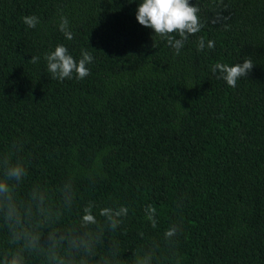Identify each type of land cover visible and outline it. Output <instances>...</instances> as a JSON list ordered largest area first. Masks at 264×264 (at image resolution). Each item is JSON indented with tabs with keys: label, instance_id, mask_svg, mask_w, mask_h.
Returning <instances> with one entry per match:
<instances>
[{
	"label": "trees",
	"instance_id": "1",
	"mask_svg": "<svg viewBox=\"0 0 264 264\" xmlns=\"http://www.w3.org/2000/svg\"><path fill=\"white\" fill-rule=\"evenodd\" d=\"M139 3L0 0V180L6 158L26 170L0 202V264H49L50 236L92 240L99 209L120 205L92 264H264V0H190L203 27L179 55L138 23ZM59 44L90 53L87 77L52 78ZM247 58L234 88L211 71ZM89 204L100 224L85 227ZM56 251L71 255L67 240Z\"/></svg>",
	"mask_w": 264,
	"mask_h": 264
},
{
	"label": "clouds",
	"instance_id": "2",
	"mask_svg": "<svg viewBox=\"0 0 264 264\" xmlns=\"http://www.w3.org/2000/svg\"><path fill=\"white\" fill-rule=\"evenodd\" d=\"M200 8L195 4H191L190 0H140L136 10V20L145 28L151 29L154 35L166 38L170 47L175 50V54L179 55L180 50L184 47L185 41L190 35H194L203 27L200 19ZM23 22L30 28H35L39 23V18L35 15L23 17ZM59 30L64 34L67 40L73 39V33L69 29V21L66 17L61 16ZM178 35V39L176 38ZM209 49L215 47L214 41L207 42ZM205 48V42L201 38L198 42V50ZM47 63V71L53 79L65 80L72 79L75 74L76 79L82 80L90 74L87 67L93 60V57L87 51H83L81 58L77 61L68 51L67 47L59 44L54 51L47 53L44 57ZM39 57H32L31 62L36 63ZM254 64L251 58H247L234 65L226 63H216L211 71L216 75L217 79H222L229 87H236L237 81L242 77H247L248 73L253 69ZM3 163L7 165L5 168V179L0 180V202H7L11 208L13 185L9 180L19 183L26 175V170L22 163L17 162L11 164L6 158ZM149 219L153 227L156 226L154 217L155 210L148 209ZM128 215V208L124 205L118 207H103L99 209V216L104 218L102 231L100 236L92 240H83L80 238L68 239L59 234H53L49 238L48 249L53 253L49 264H92L93 258L96 256V245L101 242L105 231H115L122 223L123 218ZM82 226L99 225L93 206L89 204L83 209L81 217ZM177 228L173 226L166 232V236L175 235ZM67 240L68 249L71 255L59 254L56 250L61 247ZM38 241H26L21 248L24 251H34ZM80 255V259H76V255ZM10 264H22L19 255L10 261ZM101 264V261H96ZM103 264H107L105 260Z\"/></svg>",
	"mask_w": 264,
	"mask_h": 264
}]
</instances>
